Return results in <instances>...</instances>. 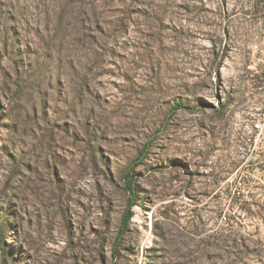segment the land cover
Instances as JSON below:
<instances>
[{
	"label": "rangeland",
	"instance_id": "374dc122",
	"mask_svg": "<svg viewBox=\"0 0 264 264\" xmlns=\"http://www.w3.org/2000/svg\"><path fill=\"white\" fill-rule=\"evenodd\" d=\"M263 35L264 0H0V264H264Z\"/></svg>",
	"mask_w": 264,
	"mask_h": 264
},
{
	"label": "built area",
	"instance_id": "2783aa9c",
	"mask_svg": "<svg viewBox=\"0 0 264 264\" xmlns=\"http://www.w3.org/2000/svg\"><path fill=\"white\" fill-rule=\"evenodd\" d=\"M263 39H264V35H263ZM262 106L264 107V98H263V100H262ZM254 127H255L254 129H256V130H258V128H260L258 121H256V122L254 123Z\"/></svg>",
	"mask_w": 264,
	"mask_h": 264
}]
</instances>
